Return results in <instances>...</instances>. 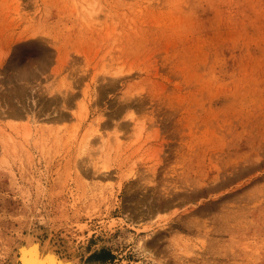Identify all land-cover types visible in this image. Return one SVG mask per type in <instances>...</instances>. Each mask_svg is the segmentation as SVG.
I'll return each instance as SVG.
<instances>
[{"label":"rangeland","instance_id":"obj_1","mask_svg":"<svg viewBox=\"0 0 264 264\" xmlns=\"http://www.w3.org/2000/svg\"><path fill=\"white\" fill-rule=\"evenodd\" d=\"M34 238L264 264V0H0V264Z\"/></svg>","mask_w":264,"mask_h":264},{"label":"bare ground","instance_id":"obj_2","mask_svg":"<svg viewBox=\"0 0 264 264\" xmlns=\"http://www.w3.org/2000/svg\"><path fill=\"white\" fill-rule=\"evenodd\" d=\"M18 264H77L73 258L58 257L52 248L41 245L35 238L19 246ZM17 258V259H16Z\"/></svg>","mask_w":264,"mask_h":264}]
</instances>
